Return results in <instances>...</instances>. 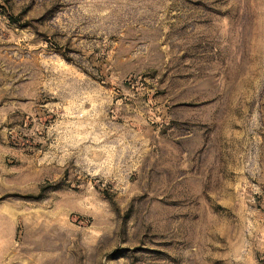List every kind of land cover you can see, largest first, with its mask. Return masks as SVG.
<instances>
[{
	"label": "rangeland",
	"instance_id": "1",
	"mask_svg": "<svg viewBox=\"0 0 264 264\" xmlns=\"http://www.w3.org/2000/svg\"><path fill=\"white\" fill-rule=\"evenodd\" d=\"M0 264H264V0H0Z\"/></svg>",
	"mask_w": 264,
	"mask_h": 264
}]
</instances>
